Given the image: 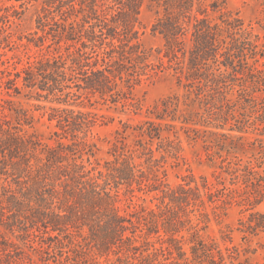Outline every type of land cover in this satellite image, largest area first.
<instances>
[{"label": "trees", "instance_id": "obj_1", "mask_svg": "<svg viewBox=\"0 0 264 264\" xmlns=\"http://www.w3.org/2000/svg\"><path fill=\"white\" fill-rule=\"evenodd\" d=\"M18 1L25 5L39 0ZM151 2L156 11L152 31L164 39L158 63L139 39L143 0H43L37 37L29 42L41 48L51 37L53 43L47 52L29 57L21 69L0 71V264H252L239 261L237 249L224 250L200 233L209 222L208 203L216 209L248 203L255 209L264 201V175L259 170L263 163L249 161L242 168L240 160L236 167L229 162L225 172L232 185L240 184L234 189L220 179L215 185L193 174L171 186L153 170L158 160L149 143L162 140L176 122L190 124L179 97L162 100L151 111L154 119L138 127L149 143L137 141L133 152H140L137 158L148 156V171L125 144L113 146L103 170L79 161L87 155L92 165L97 149L88 137L101 117L88 104L94 106L98 97L139 110L132 98L134 88L166 70L197 90V101L210 120L219 115L215 110L223 111L235 82L244 81L240 100L245 103L253 102L245 97L247 89L264 90V70L250 62L263 57L259 38L239 16L210 0ZM17 15L15 10L0 16V42ZM24 90L55 105L49 116L56 129L55 145L24 131L31 117L6 98ZM260 110L256 118L264 137V106ZM238 124L223 133L224 125L208 120L214 136L209 147L238 158L243 137L235 139L231 132L243 133L247 126ZM262 144L258 154L264 153ZM123 187L132 194L156 193L159 204L122 215L117 203ZM196 213L203 219L196 220ZM252 216L258 219L250 221L253 234L264 228V215Z\"/></svg>", "mask_w": 264, "mask_h": 264}, {"label": "rangeland", "instance_id": "obj_2", "mask_svg": "<svg viewBox=\"0 0 264 264\" xmlns=\"http://www.w3.org/2000/svg\"><path fill=\"white\" fill-rule=\"evenodd\" d=\"M210 1L217 2L225 11L239 16L244 21L245 26L252 29L254 35L258 36L259 49L263 57L258 56L256 59L258 63L253 60L250 62L264 70V0ZM15 10L18 11V15L11 18L8 26L9 34L4 39L6 42L4 40L0 42V71L7 68L11 71L21 69L29 57H37L41 50L44 53L47 52V46L53 43L51 37L41 48L29 42V39L37 37L34 36V33L37 31L38 17L43 11V0L27 2L25 5L18 0H0V16L8 12L11 14ZM217 16L218 13L213 14L214 18ZM155 18L156 11L153 3L151 0H143L140 13L142 28L139 39L144 48L151 51L152 60L158 63L159 57L162 56L159 51L164 46V39L152 31ZM42 34L39 31L38 35L41 36ZM55 47L56 45L49 51L53 52ZM243 83V80L235 82L224 102L223 111L215 110L219 115L211 118L212 120L208 118V113L204 112V104L197 101V90L187 87L186 82L180 83L173 70L159 73L134 88L132 98L140 104L139 110L132 106L124 107L123 103L103 101L97 97L94 99V102L97 101L94 106H89L87 103L88 108L101 117L99 125L88 137V141L96 144L97 149L94 156L90 158L92 165L87 162V155H84L79 161H83L89 169L99 167L103 170L105 162L112 159L109 151L113 146L123 147L125 144L127 150H130V154L135 156V161L148 171V164L146 163L148 156L137 158L136 154L141 155L140 152H133L138 149L137 141L142 140L145 143L149 141L148 138L140 136L138 127L148 119H154L151 111L162 100L169 97H179L180 109L184 117L189 119L190 124L184 125L181 121L176 122L174 123L175 129L167 127L171 132H164L162 140H155L153 143L148 142L155 151V158L158 160L157 163H154L155 174L171 186H176L182 182L183 177L193 174L199 181L200 177H205L210 184L217 185L220 179L231 189L239 188L240 184L232 185L231 176L225 172L229 167V162L232 163L231 166L236 167L235 164H238V160H240L242 161V168L249 161L256 166L263 163L259 170L264 175V153L258 154L262 150L259 146L262 143L264 146V137L260 136L262 130H258V125L261 122L256 118L262 113L260 109L264 106V90L251 93L250 88L247 89L245 97L252 99L253 102L245 103L243 99L240 100L242 98L240 85ZM6 98L13 107L23 109L31 117L32 124L24 127L26 133L36 136L47 145L56 144V137L54 136L56 129L54 123L49 121L50 108L55 106L54 104L44 99L40 101L36 97H32L27 90L19 95L13 93ZM258 110L259 112H257ZM7 116L8 120L13 119L11 115ZM208 120L213 124L224 125L225 131L223 133H228L233 128L236 130L240 121L247 124L243 133L231 132L235 139L243 137L241 142L238 141L243 144L242 147L238 148V158L234 155H226V153L217 154L215 148L209 147L212 145L211 141H214V136H211L210 130L207 128ZM195 123L198 125L194 126ZM164 128L166 129V127ZM175 147L180 148L178 153ZM99 163L100 166H98ZM243 188V186L240 187V189ZM242 192L243 190L240 193L242 194ZM155 195L156 193L145 194L138 191L132 194L131 191L129 192L123 187L117 206L122 215L131 214L140 207L156 208L159 201L155 199ZM216 207L217 205L209 203L206 206L205 212L209 214V222L207 228L200 233L204 239L207 241L214 240L224 250L237 249L239 261L248 260L252 264H264V228L256 230L253 234L248 228L250 221L254 219L252 216L254 213L264 215V201L255 209H252L248 203L238 204V202H234L226 208L216 209ZM194 218L196 220L203 219L200 213H196ZM255 218L259 219V215H256ZM258 219H254V221ZM186 238H190V235L186 234ZM151 241L156 242V239L152 238ZM155 247H160V244H156Z\"/></svg>", "mask_w": 264, "mask_h": 264}]
</instances>
